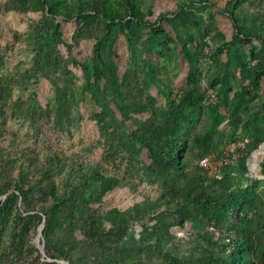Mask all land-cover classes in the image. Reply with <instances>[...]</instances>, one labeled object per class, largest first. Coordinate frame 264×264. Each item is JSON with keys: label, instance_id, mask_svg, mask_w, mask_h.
I'll list each match as a JSON object with an SVG mask.
<instances>
[{"label": "rangeland", "instance_id": "374dc122", "mask_svg": "<svg viewBox=\"0 0 264 264\" xmlns=\"http://www.w3.org/2000/svg\"><path fill=\"white\" fill-rule=\"evenodd\" d=\"M89 1L0 0V264H229L194 204L227 194L259 255L264 0H106L108 17ZM240 134L221 179L198 168ZM172 136L180 169L160 162Z\"/></svg>", "mask_w": 264, "mask_h": 264}, {"label": "trees", "instance_id": "16d2710c", "mask_svg": "<svg viewBox=\"0 0 264 264\" xmlns=\"http://www.w3.org/2000/svg\"><path fill=\"white\" fill-rule=\"evenodd\" d=\"M243 1L245 0H240L239 2H236L234 6L238 7L239 5H241V3H243ZM41 2L45 4L46 0H41ZM106 5H107L106 0H90L88 11L92 13H89V14H94V15L102 16V17H108L109 15L106 12V8H107ZM53 8H54V5L48 6V11L52 12ZM132 17H137V16L136 14H132ZM233 24H234V29L236 31H240L239 26L236 25V20L234 16H233ZM258 71L259 72L257 74V79L259 76H264V65L261 68H259ZM187 80H188V88L184 92L183 102L188 105H192L196 102L198 94H199V90H200L194 71L189 72L187 76ZM180 123H181L180 120H177L176 123L174 124L175 129H176L175 133L178 132ZM236 136L237 135H235L233 138L229 140H233L234 138H236ZM184 145H185L184 139L178 136H172L169 150L168 152L165 153V159L160 160V162L163 163L164 167L166 166V167L173 168V169H180L182 167L183 158H182L180 150ZM221 149L216 155L220 153ZM206 154L207 153L200 155L198 159L201 156L206 155ZM243 158H241L239 162ZM198 168L202 172H205L209 174L210 176H212L209 171L204 170L200 168L199 166ZM212 177L215 178L214 176ZM21 187H22V184L20 183L17 189L20 190V194L24 198L25 193L23 192ZM53 195L57 200L59 199L58 200L59 202H63V199H60L55 194ZM9 196L10 194L7 195V198ZM194 204L197 206V208L203 211V213L206 215L207 219L209 220L212 228H214L221 235V238L223 239V246L227 250V257H228L229 264H264V250L259 255L255 252L253 248L254 242H253L251 232L243 228V220L239 219L240 218L239 214L244 213V210H245L244 197L240 198L235 195L227 194L220 201L215 203L213 202L211 198L206 196L204 199L196 198ZM45 215H46L45 222H46L47 227L49 228L52 226L53 217L50 216V214L48 213H46ZM66 260L69 261L68 259ZM44 264H48V263L44 262ZM69 264L71 263L69 262Z\"/></svg>", "mask_w": 264, "mask_h": 264}, {"label": "built area", "instance_id": "2783aa9c", "mask_svg": "<svg viewBox=\"0 0 264 264\" xmlns=\"http://www.w3.org/2000/svg\"><path fill=\"white\" fill-rule=\"evenodd\" d=\"M248 138L237 135L233 140L227 141L218 155L206 154L198 159V166L210 172L217 179L222 178L227 168L236 165L246 156Z\"/></svg>", "mask_w": 264, "mask_h": 264}, {"label": "water", "instance_id": "95a60500", "mask_svg": "<svg viewBox=\"0 0 264 264\" xmlns=\"http://www.w3.org/2000/svg\"><path fill=\"white\" fill-rule=\"evenodd\" d=\"M41 228H42V226H41ZM40 233H41V229H39V236H40ZM36 244H37L39 250H40L41 252H43V246L40 244L39 239H38V236H37V238H36ZM63 264H68V263H67V262H63Z\"/></svg>", "mask_w": 264, "mask_h": 264}, {"label": "bare ground", "instance_id": "6f19581e", "mask_svg": "<svg viewBox=\"0 0 264 264\" xmlns=\"http://www.w3.org/2000/svg\"><path fill=\"white\" fill-rule=\"evenodd\" d=\"M39 237H40V236H39V234H38V239H39Z\"/></svg>", "mask_w": 264, "mask_h": 264}]
</instances>
